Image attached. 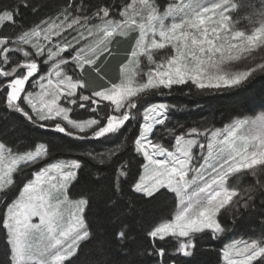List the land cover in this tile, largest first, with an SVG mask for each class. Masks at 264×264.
Segmentation results:
<instances>
[{
  "label": "snow or ice",
  "instance_id": "snow-or-ice-1",
  "mask_svg": "<svg viewBox=\"0 0 264 264\" xmlns=\"http://www.w3.org/2000/svg\"><path fill=\"white\" fill-rule=\"evenodd\" d=\"M257 77L264 0H0V264H264V111L153 102Z\"/></svg>",
  "mask_w": 264,
  "mask_h": 264
},
{
  "label": "trees",
  "instance_id": "trees-1",
  "mask_svg": "<svg viewBox=\"0 0 264 264\" xmlns=\"http://www.w3.org/2000/svg\"><path fill=\"white\" fill-rule=\"evenodd\" d=\"M165 0H158L162 4ZM258 0H254L257 3ZM31 19V17H25ZM7 30V29H6ZM126 45H121V49ZM113 61L109 65V70L116 65ZM186 89L174 90L173 95L169 97H154L153 102L156 100H167L168 103L175 104L180 111L172 113V120L169 122L168 127H173L175 123L183 124L185 127L200 126L198 122L207 118L208 122L204 123L203 127L213 126L221 127L224 123L229 122L232 117H247L256 113L264 111V78L257 77L249 87L244 90H235L234 93L215 94L207 96L190 95L185 96L182 94ZM200 105L198 111H191V109ZM223 117V119H222ZM165 129L160 128L159 132L164 133ZM74 152L83 151V149H73ZM63 158V157H61ZM4 205H0V217H2ZM162 210L166 211L167 208L164 204H157L155 206H146L145 217L151 219L161 215ZM252 233L241 230L235 234L228 235L219 241L203 242L200 245V251L197 254V264H217L216 251L224 246L231 239L244 238L247 239ZM212 249L214 251H206ZM5 259L4 248V232L0 229V262Z\"/></svg>",
  "mask_w": 264,
  "mask_h": 264
},
{
  "label": "rangeland",
  "instance_id": "rangeland-1",
  "mask_svg": "<svg viewBox=\"0 0 264 264\" xmlns=\"http://www.w3.org/2000/svg\"><path fill=\"white\" fill-rule=\"evenodd\" d=\"M168 2H169V0H165L164 3H162V4L166 7V5H167ZM255 3H256V2H255ZM256 4H257V5L259 4V0L257 1ZM237 18H238V17H237ZM241 23H242V25H243V24H246L247 22H246V21H241ZM262 103H264V98H263ZM260 113H261V112L256 113V114H254V115H252V116H247V117L254 118L255 116L259 115ZM241 118H244V117H241ZM221 127H223V126H221ZM18 183H19V178H18ZM4 208H5V206L3 207V211H4ZM3 211H2V214H3ZM236 239H239V238H236ZM231 240H232V239H231ZM231 240L228 241L227 243L231 242Z\"/></svg>",
  "mask_w": 264,
  "mask_h": 264
}]
</instances>
